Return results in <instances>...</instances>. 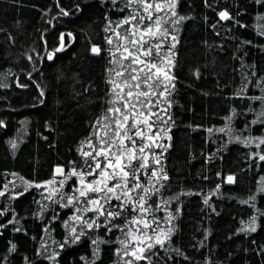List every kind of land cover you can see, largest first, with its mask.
Here are the masks:
<instances>
[{"label":"snow or ice","instance_id":"1","mask_svg":"<svg viewBox=\"0 0 264 264\" xmlns=\"http://www.w3.org/2000/svg\"><path fill=\"white\" fill-rule=\"evenodd\" d=\"M96 3L103 13V36L101 43H91L89 50L94 58L105 61L104 90L102 95L97 93L94 97L97 86L91 80L86 86L81 82L82 91L74 92L73 98L78 106L82 99L89 106L98 105V114L88 122L87 134L76 141L74 158L55 163L48 178L30 179L4 170L0 182V201H3L0 202V237L9 230L27 236L30 230L24 223L30 216L39 220L42 227L31 237L38 241L31 254L20 257L22 264H61L66 249L81 245H86V250L74 264H104L105 252L110 253L111 264H200L193 254L203 257L202 264H231L234 252H226L220 258L207 248L211 232L203 224L200 238L194 235L187 244H177L174 239L181 232L183 197L197 194L191 189L173 187L166 155L173 146L172 130L177 122L173 108L180 82L178 46L185 22L194 18L192 13H182L181 6L195 7V0H96ZM200 3L219 17L210 25L217 37L221 35L218 26H225L222 22L231 24L225 28L226 32H232L236 26L252 30L251 38L229 37L237 41L231 53L225 40L214 44L203 41L219 59L196 66L191 75L196 80H202L205 73L215 75L212 92L227 107L219 126L189 127L204 129L205 143L209 148L215 145V151L205 155L206 161L222 159L220 154L229 144L247 149L241 171L253 174V187L247 199L240 203L247 205L251 214L247 219L241 218L240 226L226 238L248 235L249 247L243 250L253 256L259 254L260 264H264V242L251 238L258 229L264 231V67H261L264 0H235L228 7H220V0H200ZM53 5L57 9L55 14L52 6L44 10L50 26L45 32L56 45L48 51V41L44 42L49 61L66 48L65 37L72 36L63 31L53 35L58 31L56 23L92 7L90 0H79L70 8L63 6L61 0H53ZM250 11L255 13L254 22L246 24L244 20ZM203 19L207 22L209 18L205 15ZM0 32L5 30L0 28ZM5 35L15 44L11 33ZM253 50L260 54L255 59L251 55ZM23 56L32 64V71L27 73L31 82L33 72L39 71L37 63L44 57L35 48ZM225 56L231 63L223 66L222 74L217 65ZM0 75L4 77L0 88L10 87L8 74ZM15 80L19 87H28L20 83L19 77ZM36 87L40 90L37 99L44 103L45 88L39 83ZM201 92L204 96L212 94ZM6 126L0 120V127ZM45 127L51 129L52 125L46 123ZM9 143L15 151L17 141L10 139ZM9 176L13 179H8ZM236 182V174L229 173L226 183ZM222 183L223 180L206 194L200 192L203 205L217 215L211 196L223 195ZM25 194L32 196V200L27 213L21 216L17 205ZM31 205H35L34 211ZM205 248L207 254L200 251ZM19 253L18 245L9 240L0 251V264H12Z\"/></svg>","mask_w":264,"mask_h":264},{"label":"trees","instance_id":"2","mask_svg":"<svg viewBox=\"0 0 264 264\" xmlns=\"http://www.w3.org/2000/svg\"><path fill=\"white\" fill-rule=\"evenodd\" d=\"M79 0H61L63 6L70 8ZM92 7L83 14L63 17L56 23L58 31L72 33L71 37H65L66 48L57 53L53 61L47 60L45 56V40L48 41L47 50L56 46L52 42V36L45 32L50 26L46 23L49 16L45 9L52 6V14L57 9L53 0H0V28L11 33L15 37L12 44L6 37L5 32H0V74L7 73L8 88H0V120H4L6 127H0V182L4 177V170L17 172L30 179H46L49 177L50 169L57 162L71 160L74 158L76 141L87 134L88 122L94 115L98 114V105L89 106L85 100H80L79 106L74 100V92H81V82L84 86L91 80L97 87L93 96L98 93L102 95L104 90V64L102 58H94L90 52L91 43H101L103 33L102 15L96 0H90ZM235 0H220V7H228ZM195 7L182 4L181 11L184 14L192 13L193 19L185 22V28L181 33V44L179 48V84L178 95L175 99L176 106L173 112L176 115V126L172 130V148L167 155V167L172 177L173 187L178 189H191L194 195L183 197V217L180 221L181 232L174 237L177 244H187L198 239L201 224L208 228L211 235L208 236L206 245L212 251L223 258L226 252L232 251L231 264H260L259 254L253 256L243 249L249 247L250 237L239 234L227 239L236 228L240 226V219H247L250 211L247 205L240 203L247 199L249 189L253 187V174L241 171L245 166L243 153L247 151L243 145L229 144L212 161H206L205 155L209 151H215V145L209 148L205 143L207 133L204 129L189 127L193 124H203L205 127L220 125L225 115L224 109L227 105L217 97L212 90L215 88V75L204 74L202 80H196L191 75V70L198 65L209 63L216 57L215 51H209L203 44L207 40L209 44L226 41V46L231 53L237 41L229 37L251 38L252 30L233 28L232 32H226L225 28L231 26L230 22H222L224 27L218 26L217 37L210 25L219 17L215 12L203 7L200 0H195ZM258 7V6H257ZM207 15L208 21L203 17ZM255 13L250 11L244 20L246 24L254 22ZM238 29V30H237ZM35 48L41 57L36 67L38 72H33V79L29 82L28 72L32 71V64L23 54L31 52ZM255 59L259 53L252 52ZM33 59H36L33 54ZM227 56L224 57L218 70L223 74V66L230 64ZM211 66V65H210ZM264 67V64H261ZM19 77L20 83L28 84L21 88L15 78ZM4 82L0 75V83ZM39 83L45 88L42 97L44 103H39ZM201 90L210 92L209 96L202 95ZM227 96V93L224 94ZM51 123L52 128L45 127ZM47 137V140L44 139ZM10 139L17 141L18 147L15 151L11 149ZM223 143V141H217ZM202 152L204 153L202 155ZM221 175L217 176L216 173ZM229 173H235L237 182L226 183ZM207 177V179H203ZM8 179H13L11 176ZM222 183L220 194H213L211 200L217 209L216 213L210 212L203 205V195L214 189L217 183ZM19 183V181H16ZM36 195L35 192L32 194ZM38 198V197H37ZM32 196L25 194L18 200L17 211L24 216L29 210ZM3 202V201H0ZM35 210V205H31ZM211 216V219L208 217ZM23 223V221H22ZM24 227L28 228L29 234L11 233L9 230L0 237V251H3L9 240L15 242L19 249V256L12 264H22L24 254H31L38 241L31 237L37 235L42 227L39 220L28 217ZM60 239V236H57ZM252 239L264 242V231L258 229L257 234H252ZM255 248V245L251 246ZM207 248L200 251L207 254ZM86 250V245L70 246L62 255L61 264H74L75 260ZM190 254L192 250L189 249ZM194 260L203 262V257L193 254ZM110 253H104V264H111Z\"/></svg>","mask_w":264,"mask_h":264}]
</instances>
